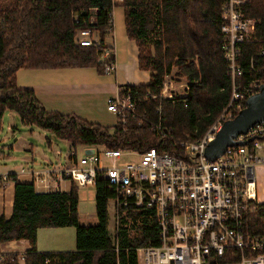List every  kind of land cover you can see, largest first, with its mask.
I'll list each match as a JSON object with an SVG mask.
<instances>
[{"label":"trees","instance_id":"16d2710c","mask_svg":"<svg viewBox=\"0 0 264 264\" xmlns=\"http://www.w3.org/2000/svg\"><path fill=\"white\" fill-rule=\"evenodd\" d=\"M221 2L0 0V130L5 112L14 111L24 124L69 142L71 148L102 145L144 151L154 147L184 156L186 150L181 143L201 139L231 100L233 76L221 44ZM118 5L124 7L125 34L137 44L139 67L152 72L147 84L120 87L158 95L156 100L142 101L126 124L111 126L75 113L47 110L34 89L19 86L21 68L93 67L105 73L112 58L102 59L104 43L81 45L76 35L80 29L96 30L105 42L113 29L109 20ZM244 9L258 24L255 40L240 45L241 72L236 76L240 87L264 73L259 71L264 56L258 55L264 49V0H250ZM173 69L177 77L186 79V94L173 99L161 97ZM157 123L164 132L155 129ZM7 178L16 182V190L12 215L6 217L0 210V246L27 239L31 247L24 264H139L137 248L158 242L156 218L137 219L134 214L141 213L137 211L127 214L131 220L124 217L118 236L111 235L108 202L114 193L104 180L96 188L98 222L89 225L80 221L79 186L72 180L68 191L37 192L33 182H20L14 173ZM2 180L0 177V186ZM247 206V232L264 235V202L250 199ZM66 226L76 228L75 249L37 248L39 229ZM97 253L100 256L96 261ZM19 257V252L8 253L0 264H21Z\"/></svg>","mask_w":264,"mask_h":264},{"label":"built area","instance_id":"2783aa9c","mask_svg":"<svg viewBox=\"0 0 264 264\" xmlns=\"http://www.w3.org/2000/svg\"><path fill=\"white\" fill-rule=\"evenodd\" d=\"M250 0H223L221 5L222 50L233 76L231 100L198 141L182 142L184 156L161 152L151 147L144 151L85 146L93 152L72 149L69 163H51L42 171L21 167L48 186L47 178L62 175L78 186L97 185L104 180L114 193V236L122 223V213L137 211L139 218H156L159 225L158 242L137 248L139 264H264V235L247 232L244 212L247 201L255 199V167L264 164V121L256 123L237 140L252 139L244 145L229 146L216 160L205 155L206 145L223 127L225 120L246 106L245 101L264 83V73L252 83L240 87L236 84L239 74L242 43L256 38L258 20L246 15L245 5ZM75 19L78 20L77 15ZM113 16L109 20L113 23ZM99 32L80 29L76 41L81 45L104 43L102 59H111L105 73H113L117 66L111 42H103ZM109 37L114 34V25ZM108 40V39H107ZM264 56V49L259 53ZM114 58V59H113ZM254 63V59L252 61ZM254 66V65H253ZM252 66V67H253ZM264 71V62L260 66ZM167 79L161 97L178 96ZM157 95L126 90L119 87L116 95L107 101V109L115 114L118 124H126L139 104ZM161 110V107L158 108ZM162 131V125L155 124ZM60 156L61 151H57ZM0 177L8 173L0 166ZM12 245L0 246V261L5 255L19 252V261H25V250Z\"/></svg>","mask_w":264,"mask_h":264},{"label":"crops","instance_id":"0c3cea01","mask_svg":"<svg viewBox=\"0 0 264 264\" xmlns=\"http://www.w3.org/2000/svg\"><path fill=\"white\" fill-rule=\"evenodd\" d=\"M125 33L126 31L119 20L117 31L114 29L112 37H108L107 41L114 45V62H116L117 66L116 70L111 74L97 72L93 67L62 69L21 68L18 71V84L20 87L34 89L37 97L47 110L75 113L92 122H98L103 125L114 123L112 125H115L117 117L107 109L108 99L116 95L118 88L122 85L147 84L152 73L150 70H143L139 67L137 44L134 40L129 39ZM9 112L11 116L15 114L14 111ZM67 163H69V159ZM5 172L16 174L17 180L20 182H33L37 192L68 191L71 187V184H67L66 181V179L70 178L61 174L47 178L45 183L48 186H44L42 182L36 179V176L29 173H21L20 169H9ZM15 183V181L8 178L1 182L0 210L6 217H10L13 213ZM254 189L256 200L264 202V164H258L255 167ZM5 244L25 251L31 247L27 239L5 242L2 246ZM51 247L42 249L37 244V248L41 251H66L54 246Z\"/></svg>","mask_w":264,"mask_h":264},{"label":"rangeland","instance_id":"374dc122","mask_svg":"<svg viewBox=\"0 0 264 264\" xmlns=\"http://www.w3.org/2000/svg\"><path fill=\"white\" fill-rule=\"evenodd\" d=\"M119 20L125 29L124 7L121 5L115 6L113 11L112 21L115 31H117ZM109 35L106 36V42ZM166 79L168 87H170L169 84L171 83L173 85L172 89L178 96L186 94L187 81L185 78L177 77L175 75V69L171 71ZM2 121V128L0 130V166L4 171L20 169L22 166L30 168L32 171H42L51 166L52 162L54 164H67L68 155L72 150L69 142L44 132V130L37 126L24 124L20 115L16 112L13 116L10 115L9 111L5 112ZM116 121L117 118L115 119V123ZM77 149L79 156L86 151V148L83 146H79ZM57 151L62 152L60 157L57 155ZM66 181L67 184H71L70 179H66ZM95 195L96 187L94 185L79 186V212L80 221L83 224L90 225L98 222ZM108 211L109 229L111 235L114 236L115 214L112 198L108 202ZM122 215L123 219L126 213L123 212ZM130 218L129 220H131ZM75 235L76 228L71 226L50 227L49 229L41 228L39 230V241L37 244L42 249L52 248L51 246H54L61 250H73L75 249ZM99 256L100 253H97L95 256L96 261ZM21 264H24L23 260Z\"/></svg>","mask_w":264,"mask_h":264},{"label":"water","instance_id":"95a60500","mask_svg":"<svg viewBox=\"0 0 264 264\" xmlns=\"http://www.w3.org/2000/svg\"><path fill=\"white\" fill-rule=\"evenodd\" d=\"M264 121V83L256 93L246 100V106L238 111V114L223 123V127L215 137L208 142L205 155L210 160H216L225 154L229 146L247 144L250 139L237 140L240 134L247 133L256 123ZM87 152H93V148H87Z\"/></svg>","mask_w":264,"mask_h":264},{"label":"bare ground","instance_id":"6f19581e","mask_svg":"<svg viewBox=\"0 0 264 264\" xmlns=\"http://www.w3.org/2000/svg\"><path fill=\"white\" fill-rule=\"evenodd\" d=\"M111 27H112V25H111ZM113 46H114V45H113ZM240 57H241V56H240ZM261 57H263V56H261ZM109 61H111V60H109ZM260 71H261V70H260ZM240 76H241V75H240ZM237 77H238V76H237ZM237 79H239V78H236V80H237ZM236 82H237V81H236ZM237 84H238V83H237ZM157 96H158V95H157ZM161 109H162V107H161ZM237 113H238V112H237ZM183 154H184V153H183ZM255 199H256V198H255ZM131 212H132V211H131ZM128 213H129V212H128ZM138 214H139V213H138ZM130 215H131V214H130ZM132 215H133V214H132ZM134 215H135V214H134ZM134 215H133V216H134ZM115 237H116V236H115ZM115 239H116V238H115ZM25 255H26V254H25ZM5 256H6V255H5Z\"/></svg>","mask_w":264,"mask_h":264}]
</instances>
